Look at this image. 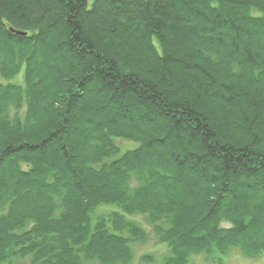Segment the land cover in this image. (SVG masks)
<instances>
[{
  "label": "trees",
  "instance_id": "1",
  "mask_svg": "<svg viewBox=\"0 0 264 264\" xmlns=\"http://www.w3.org/2000/svg\"><path fill=\"white\" fill-rule=\"evenodd\" d=\"M135 215L264 257V0H0V264H130Z\"/></svg>",
  "mask_w": 264,
  "mask_h": 264
},
{
  "label": "rangeland",
  "instance_id": "2",
  "mask_svg": "<svg viewBox=\"0 0 264 264\" xmlns=\"http://www.w3.org/2000/svg\"><path fill=\"white\" fill-rule=\"evenodd\" d=\"M3 82H13L17 84L23 83V69L20 70V72L15 75L11 79H3ZM119 145L121 146L122 150L131 148L132 146L136 145V142L133 141H120ZM111 210H117V206L115 205H109L105 207L98 208L94 215L100 214V213H106ZM132 219L136 220L148 233V240L145 243H139L133 247L134 249V257L133 261L130 264H144L140 262V257L143 255H153L157 260L161 259L165 254L167 248L165 245H162L157 242L156 236L152 232L151 226L147 223L145 220V217L141 215H135L132 217ZM192 261L194 264H218V263H212L206 260V257L204 255H198L193 256ZM22 264H28L27 262H23ZM87 264H99L98 262H88ZM223 264H264V257H258L255 259H250L242 256L239 251L232 250L229 252L227 256L223 259Z\"/></svg>",
  "mask_w": 264,
  "mask_h": 264
}]
</instances>
